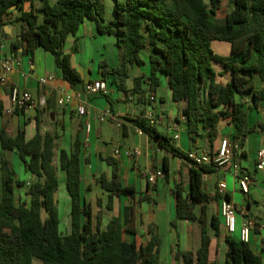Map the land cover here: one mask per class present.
<instances>
[{
  "label": "trees",
  "instance_id": "1",
  "mask_svg": "<svg viewBox=\"0 0 264 264\" xmlns=\"http://www.w3.org/2000/svg\"><path fill=\"white\" fill-rule=\"evenodd\" d=\"M37 14L34 10L22 12L26 2L34 0H0V27L10 22L9 10L21 11L11 22L20 25L19 39L12 51L33 57L42 48L54 57L61 77L72 87L83 84L80 73L72 66L70 56L64 53L68 37L76 36L86 20L95 21L104 34H114L122 53L120 65L112 72L111 83L127 93L130 67L149 66V76L134 79V90L145 98L155 95L166 76L172 100L182 103L181 116L185 118L192 144L204 137L213 145L219 135L220 123L234 126L233 140L241 147L248 136L264 127L260 122L250 125L249 110H259L264 102V0H232L233 8L223 19H218L224 0H113L115 20L106 21L105 0H41ZM226 43L230 55L217 54L212 45ZM148 50L147 61L143 53ZM221 68L218 72L216 68ZM102 75L109 79L108 64L101 62ZM229 74L227 82L222 78ZM148 82V90L142 83ZM247 100L251 103L248 105ZM27 107L22 108V110ZM4 106L0 101V115ZM37 133L26 140L25 129L11 137L0 132L2 150L16 152L28 172L36 177L26 195L30 200L17 201L18 182L10 165L3 161L0 197V264H161L160 239L157 236L146 244L137 243L136 207L124 209L102 228L101 216L94 217L91 203L83 197L82 154L83 143L77 135L72 150H62L60 169L66 175V190L70 198V232H60V214L56 194L59 188L57 168L54 165L57 135L42 134L39 118ZM174 157L189 161L188 153L178 148L173 140L146 119L129 121ZM241 153H238V159ZM246 157L245 152L242 153ZM104 161L112 168L110 179L101 176L97 181L108 194L107 209H112L115 197L137 195L134 186H124L119 162L114 158ZM213 165L191 164L189 192L183 182L175 186L176 221L199 222L202 229L201 245L196 252H175L181 264H218L210 260L211 237L207 230L206 212L197 215V205L211 197L204 189V175L213 172ZM163 171L169 174V164ZM229 200V198H227ZM144 195L137 203L151 202ZM215 235L219 236L217 218L213 217ZM176 222L173 224L175 225ZM225 264H263L249 244L238 236H226Z\"/></svg>",
  "mask_w": 264,
  "mask_h": 264
},
{
  "label": "crops",
  "instance_id": "2",
  "mask_svg": "<svg viewBox=\"0 0 264 264\" xmlns=\"http://www.w3.org/2000/svg\"><path fill=\"white\" fill-rule=\"evenodd\" d=\"M58 0H50L55 4ZM223 5V3H222ZM42 6L41 0H34L33 3L26 2L23 5L22 12L34 10L37 14ZM8 19L10 22L0 27V78H5L4 83H0V101L4 106V112L0 115V132L7 131L11 137L17 136L20 129H25L26 140H31L37 133V119L40 122L42 134L47 132L57 135L54 165L57 168L59 188L56 194L59 214H61L60 194L64 198V214L70 223V198L66 190V175L60 169L59 155L62 150L70 152L77 135H80L83 143L82 154V190L84 199L91 203L94 217L101 216L102 228L104 229L113 217L123 215L124 209L131 205L136 207V229L137 243L139 246L146 245L154 236L160 239V261L161 264H181L175 259L177 249L181 251L196 252L201 245L202 229L199 222L176 221V198L174 189L177 184L183 182L186 193L189 192V174L191 163L178 158V167L172 172V158L170 153L166 152L148 135H140L137 128L129 121L138 117H145L153 111L158 120L155 127L162 130L173 143L185 153L196 150H208L216 152L223 138H233L234 126L226 121L220 123L219 135L213 145L209 144L207 139L200 137L195 144H192L188 136L186 123L181 120L182 103H175L172 100L171 90L166 76L161 77V86L156 94V103L149 101L151 93L142 98L134 90V79L149 76V66L130 67L129 79L127 81V93L124 98H120L116 91H120L117 86L111 83L113 74L109 79L104 80L102 69L99 63L93 60H86L84 63L78 47L74 46L71 56L72 66L80 73L83 84L72 87L68 82L57 75L54 70V57L43 50L37 48L33 57L23 53V49H18L17 53L12 51V45L19 39L20 25L11 20L20 16L21 11L13 7L9 10ZM86 20L80 27L78 33L86 32ZM92 23V21H91ZM92 31V26H88ZM73 42L80 41V34L72 36ZM229 47V45H228ZM2 59H15L21 62V67L10 73H5L1 66ZM147 61V57L144 58ZM56 64V63H55ZM109 72L115 70L110 69ZM218 72L221 68L217 67ZM53 76L46 84H40L41 79H47ZM230 78L226 74L221 80L227 82ZM104 81L107 84V91L104 93L90 95L85 93V85L88 82ZM18 86L28 90L33 97L32 107L12 109L11 88ZM148 90V82L142 83V90ZM116 90V91H115ZM122 92V91H121ZM72 96V101L65 107L58 106V98L61 94ZM124 93V92H123ZM249 105L251 102L247 100ZM121 102L126 104L121 107ZM116 103V104H115ZM83 104L87 109V116L80 117L77 114V107ZM110 110L117 118L123 122V127L118 128L116 123L108 120L104 123L99 121V116L105 111ZM250 125L264 123V102L259 110H249ZM91 123L89 134L85 132V122ZM111 127L115 130V135L109 139ZM162 129V130H161ZM174 135H179L175 140ZM199 139L204 141L202 145ZM88 140V141H87ZM110 140V141H109ZM111 142V143H109ZM113 143V144H112ZM260 149H264V127L251 133L246 143L240 149L238 163L242 173L248 174L252 180L250 193L244 195L241 192L238 181L230 172V167L225 169L214 168L213 172L204 175V189L210 195L211 199L204 204L197 205L195 212L200 215L202 209L206 212L207 230L211 237L210 260L217 261L218 264H225V255L227 251L225 238L228 233L224 227L220 215L222 198L217 195L218 184L220 180H225L227 184L226 197L233 202L238 209V232L234 236L239 237V230L244 216L256 221L257 227L252 233L251 247L256 254L261 256L264 264V219L253 214V206L259 203V197H264V171L256 170V155ZM132 150H139L141 155L137 159L130 158L125 153ZM119 151V154L116 152ZM245 152L246 157L242 155ZM105 158H114L119 162V172L124 186H134L137 195L134 199L130 197H115L113 199L112 209H107L108 194L102 189L97 181L101 176H107L110 179L112 168L104 161ZM143 159L144 171L138 169L137 165L132 166L136 161ZM6 161L15 172L18 182L23 185L16 189V199L20 201L30 198L26 195L30 185L36 182V177L26 170L20 161L16 152L4 151L0 145V197L2 180V163ZM165 163L169 164V174L163 171ZM132 166V167H131ZM139 166V164H138ZM162 171L164 177H156L155 182L149 180L155 176L156 172ZM159 180L164 181V189L160 190ZM144 195L149 196L152 201L138 204L137 201ZM62 200V199H61ZM257 205V204H256ZM68 208V209H67ZM213 217L217 218L219 236L215 235L212 226ZM174 222L175 225L173 224ZM70 225V224H69ZM71 226L69 228L70 232ZM68 232V233H69ZM67 233V234H68ZM222 250V254L219 253Z\"/></svg>",
  "mask_w": 264,
  "mask_h": 264
},
{
  "label": "built area",
  "instance_id": "3",
  "mask_svg": "<svg viewBox=\"0 0 264 264\" xmlns=\"http://www.w3.org/2000/svg\"><path fill=\"white\" fill-rule=\"evenodd\" d=\"M1 66L5 73H10L15 69L21 67V62L15 59H2ZM53 76L47 79H41L40 84H46L49 80H53ZM5 78H0V83H4ZM85 93L90 95H96L104 93L107 91V84L104 81L88 82L85 85ZM11 105L12 109L9 113L13 112L16 108L32 107L33 97L31 93L22 89L18 86H13L11 88ZM72 101V96L68 94H61L58 98V106L65 108ZM149 101L153 104L156 103V97L151 95ZM77 114L85 118L87 116L86 106L79 104L77 107ZM151 127H156L158 125L157 117L154 112H149L145 117ZM111 120L116 123L118 128L123 127V122L117 118L110 110L105 111L99 116V121L104 123ZM181 120L185 122V118L181 116ZM91 131V123L87 120L85 122V132L89 134ZM137 132L140 135L145 134L142 130L137 128ZM174 139H179V135H174ZM88 141V140H87ZM240 152V145L234 142L233 138H223L220 142V146L216 152H211L208 150H196L188 153L189 161L192 165H213L218 169H225L227 166L230 167V172L233 177L238 181L241 192L244 195L250 193V186L252 185V180L248 174L242 173L240 168V163H238V153ZM119 154V151L116 152ZM127 156L133 159L140 157L141 152L139 150H132L125 153ZM256 170L264 171V149H260L256 155ZM156 177H164L162 171L156 172L155 176L150 178V182L154 183ZM227 184L225 180H220L217 189V195L222 198L220 215L224 223V227L229 236H234L238 232V209L237 206L227 199L226 195ZM257 223L254 219L244 216L240 230L239 238L246 244L251 246L252 244V233L255 232Z\"/></svg>",
  "mask_w": 264,
  "mask_h": 264
},
{
  "label": "rangeland",
  "instance_id": "4",
  "mask_svg": "<svg viewBox=\"0 0 264 264\" xmlns=\"http://www.w3.org/2000/svg\"><path fill=\"white\" fill-rule=\"evenodd\" d=\"M105 5H106V21L103 25L109 27L111 26L112 21L115 20V14H114L115 4L113 0H105ZM232 8H233L232 0H224L221 10L218 14V19H223L226 13L231 11ZM87 22L88 23L86 25V32L82 31L81 33L80 31V33H77L76 35L78 36L80 34V41H76L75 43L73 42L74 39H72L73 38L72 36L68 37L65 47H64V53L67 55H70L74 51V46L76 44V46L78 47V51L81 54V57L83 58L84 63L88 59L99 63V65L101 64V62L104 61L108 64V67L110 69L112 68L116 69L120 65L121 60H122V53L117 46L116 36L114 34L101 33L95 21H92V23L91 21H87ZM88 26H92L93 28L92 31H90ZM212 47L214 51L219 55L227 56V55H230L231 53L230 47H228V44L226 43L215 42L212 45ZM147 53H148V50H146L143 53V56L147 57L148 55ZM70 60H72L71 56H70ZM53 67L57 75H61V71L56 66L55 63ZM116 93L120 98H124L125 96V93L121 91H116ZM120 105L121 107L126 106L124 102H121ZM116 129H117L116 127H111V134L109 135V139L112 138L116 134L115 133ZM117 130H120V129H117ZM162 132L164 131L162 130ZM199 141L202 145L205 144V142L204 141L202 142L201 139H199ZM171 158H172V172H173V170H175L178 167V158L177 157H171ZM134 165H137L138 169H140L141 171H144L143 159H141L138 162L135 161L132 164V166ZM164 186H165L164 181L159 180L160 190H163ZM59 196H60V207H61L59 228H60V232L65 235L69 232L70 223H69V220L67 219V216L63 212L64 198L62 197V194H60ZM17 201L19 202V199H17ZM25 201H28V200H25ZM258 201L259 203H256L257 205L255 204L253 206L254 208L253 214H255V216H258L264 219V197L262 196L259 197ZM69 219H70V216H69ZM219 253L222 254V250H219ZM33 264H42V263L39 260H34Z\"/></svg>",
  "mask_w": 264,
  "mask_h": 264
}]
</instances>
